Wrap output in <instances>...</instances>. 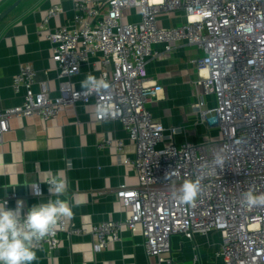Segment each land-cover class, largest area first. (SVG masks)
I'll return each mask as SVG.
<instances>
[{
	"label": "built area",
	"instance_id": "1",
	"mask_svg": "<svg viewBox=\"0 0 264 264\" xmlns=\"http://www.w3.org/2000/svg\"><path fill=\"white\" fill-rule=\"evenodd\" d=\"M72 1L74 16L69 23L50 27V19L62 11L54 5L39 25V32L52 44L59 94L35 90L37 70L21 62L13 88L22 94V101L0 108V144L13 117L37 115L48 121L77 102L102 104L109 112L96 113L97 121L120 120L135 144V156L125 163L136 170L138 183L117 190L130 212L125 219L86 226L64 217L35 248L55 250L62 234L89 235L100 251L120 240L124 227L141 228L147 255L155 258V264H173L166 256L173 234L192 239L196 233L217 230L218 253L225 264H264V205L243 202L248 191L264 195V0ZM130 8L140 11L139 21H123ZM177 10H184L185 22L170 27L158 24L160 14ZM179 40L204 51L191 62L198 68L205 95L215 100L210 106L201 95L195 104L201 122L218 131L199 142L177 143L174 136L181 126L168 129L149 106L161 88L148 80L147 63L159 53L153 44H163L169 51ZM95 56L101 57L103 66L98 79L109 87L75 98L82 89L74 85L72 76ZM105 141L118 149L124 146L119 139ZM216 154L224 157L222 165L214 163ZM198 178L201 192L194 204L174 197V189L185 180ZM16 197L11 192L3 203L8 206ZM198 262L194 258L180 264Z\"/></svg>",
	"mask_w": 264,
	"mask_h": 264
},
{
	"label": "crops",
	"instance_id": "2",
	"mask_svg": "<svg viewBox=\"0 0 264 264\" xmlns=\"http://www.w3.org/2000/svg\"><path fill=\"white\" fill-rule=\"evenodd\" d=\"M17 0H0V14ZM60 5L62 11L50 19V27L67 24L74 16L72 0H22L0 22V108L21 103L22 94L13 88V77L21 62L33 64L37 70L35 90H50L58 95L59 78L53 60L52 44L39 32V25L49 8ZM141 19L137 8L126 9L124 22ZM186 21L184 10L159 15L158 24L170 27ZM159 53L147 63L148 80L161 88L149 103L154 117L168 129L181 126L175 134L177 143L189 140L199 142L217 130H210L201 122L195 104L201 95L210 106L215 105L213 95H205L198 83V68L191 62L204 51L179 40L171 50L154 43ZM101 57L84 62L81 71L72 76L77 88L86 75L99 78ZM169 133V131H167ZM122 140L118 149L105 140ZM168 139V138H167ZM135 156V144L120 120L97 121L93 103L77 102L63 112L44 121L40 116L13 117L10 129L0 144V204L15 192L17 197L7 206L15 209L18 200L24 210L46 202L51 197L47 178L58 176L66 181V190L60 199L69 203L73 215L68 220L90 226L105 220L125 219L129 210L117 197L118 188L138 183L136 170L125 163ZM44 182V183H41ZM39 183L41 196H35L30 185ZM61 244L53 251L35 248L37 259L32 264H155L147 255L141 228L135 231L124 227L121 239L113 241L100 251L94 249L89 235L61 236ZM171 252L166 256L173 264L187 263L198 258L199 264H225L219 255L221 234L214 230L208 235L196 233L188 238L182 233L171 237Z\"/></svg>",
	"mask_w": 264,
	"mask_h": 264
},
{
	"label": "clouds",
	"instance_id": "3",
	"mask_svg": "<svg viewBox=\"0 0 264 264\" xmlns=\"http://www.w3.org/2000/svg\"><path fill=\"white\" fill-rule=\"evenodd\" d=\"M82 92L75 94L87 97L93 93L107 89L109 85L103 79L88 74L80 82ZM97 115L107 116L109 110L102 104L95 106ZM214 163L222 165L224 157L216 154ZM168 177V174L166 176ZM44 183V182H41ZM48 190L56 195V199H48L32 205L25 213L24 202L17 201L15 209L8 208L7 201L0 204V264H32L37 259L35 244L51 235L61 218L73 215L72 207L68 202L59 198L66 190V181L54 176L47 182ZM35 196H41L39 183L30 185ZM201 192L200 179L185 180L178 188L174 189V197L182 203L194 204ZM243 202L248 206L264 205V195H254L252 191L243 194Z\"/></svg>",
	"mask_w": 264,
	"mask_h": 264
},
{
	"label": "water",
	"instance_id": "4",
	"mask_svg": "<svg viewBox=\"0 0 264 264\" xmlns=\"http://www.w3.org/2000/svg\"><path fill=\"white\" fill-rule=\"evenodd\" d=\"M22 0H17L16 2H14L10 7H8L6 10H4L1 14H0V22L3 20V18L10 12L12 11Z\"/></svg>",
	"mask_w": 264,
	"mask_h": 264
}]
</instances>
